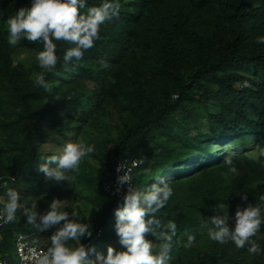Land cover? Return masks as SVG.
I'll use <instances>...</instances> for the list:
<instances>
[{
    "label": "trees",
    "instance_id": "obj_1",
    "mask_svg": "<svg viewBox=\"0 0 264 264\" xmlns=\"http://www.w3.org/2000/svg\"><path fill=\"white\" fill-rule=\"evenodd\" d=\"M101 3L87 0L88 7ZM119 4V15L101 26L81 60L65 66L63 54L72 45L56 42L58 63L46 74L49 91L34 84L43 71L39 65L30 71L15 59L20 47L38 53L42 42H7V19L30 0H0V195L20 186L26 207L35 202L43 209L37 197L65 181L39 171L40 157H47L42 145L72 131L79 135L98 110L110 106L112 116L125 121L114 145L93 152L103 168L91 177L98 210L88 247L105 254L109 246L122 250L114 210L124 195L110 199L103 189L119 160L131 155L143 160L134 189L146 190L160 178L173 188L157 213L161 225L177 224L173 264H264V223L252 238L262 249L256 254L248 245L210 240L207 224L215 215L229 216L231 223L237 207L247 203L264 208V44L256 43L264 36V0ZM23 207L0 227L5 264L15 253L17 233H33L38 242L46 231L26 223ZM186 232L194 237L190 247L184 246ZM146 239L161 243L151 233Z\"/></svg>",
    "mask_w": 264,
    "mask_h": 264
},
{
    "label": "clouds",
    "instance_id": "obj_2",
    "mask_svg": "<svg viewBox=\"0 0 264 264\" xmlns=\"http://www.w3.org/2000/svg\"><path fill=\"white\" fill-rule=\"evenodd\" d=\"M84 9L87 10L82 11ZM119 12V0H102L99 6L92 7H88L87 0H30V6L21 7L7 19V42L13 47L25 39L42 42L43 49L37 53L36 60L43 71L34 75V84L50 91L46 74L53 72L58 63L56 42L65 41L72 45L63 54L65 66L69 62L79 61L84 52L94 46L101 26L118 16ZM256 43L264 44V36H258ZM94 151L95 145L83 141L68 142L58 155L40 157L43 162L39 171L48 180L71 182L74 177L66 173H78L82 159ZM140 163L143 164V160ZM227 163L231 164V160L228 159ZM121 168L126 171L119 176V184H127L128 187L123 203L114 210V231L123 246L122 250L117 251L109 246L106 254L97 252L94 245L88 247L82 242L83 238L93 235L90 224L77 222L75 213L70 216L68 212L60 211L57 199L50 202L45 212L39 211L34 202L31 207L23 209L27 224L41 230L59 226L51 235V247L39 264H173L171 253L174 237L177 236V224L169 221L161 225L157 218V213L172 197L173 188L164 178H160L146 190L134 189L130 186L127 164L123 163ZM231 170L235 171L234 168ZM241 199L247 201L248 197L244 194ZM259 199L264 202V195ZM19 201L20 193L9 189L6 199L0 198V220L4 223L14 221L20 207ZM229 220V216H213L209 220L212 225L208 229L209 239L220 244L231 241L237 248L248 245V251L253 254L262 251L252 239L264 223V208L261 205L247 203L238 206L231 223ZM147 233L161 241L157 252L153 251L154 243L146 239ZM185 235L187 242L184 246L190 247L194 237L187 232ZM69 241L77 243L73 246Z\"/></svg>",
    "mask_w": 264,
    "mask_h": 264
},
{
    "label": "rangeland",
    "instance_id": "obj_3",
    "mask_svg": "<svg viewBox=\"0 0 264 264\" xmlns=\"http://www.w3.org/2000/svg\"><path fill=\"white\" fill-rule=\"evenodd\" d=\"M37 52L33 49L27 47H20L15 59L17 62L22 63L27 69L30 71L37 70L38 61L36 60ZM213 110L216 108L211 105ZM115 111L110 106H104V108L98 110V112L93 115V117L89 120L88 123H85L84 129L77 135L74 131L69 132L67 137L57 136L49 140L48 143L42 145L41 152L50 156L53 154H59L62 150L64 144L68 142H77L83 141L86 144L95 145V151L99 152V150L104 149L105 146L114 145L115 139L119 136L120 129L124 126V118L117 120L116 117L112 116ZM103 168L102 162L100 159L95 157L93 153L84 157L80 163L79 172H68L66 173L69 176L74 177L71 182L65 181V185L62 188H59L55 192H45L42 195L37 197L42 202H44L45 207L43 209H39L41 212H45L48 210L49 204L53 199H57L60 204V211L68 212L71 216L73 213L76 214L77 222L80 223H88L91 225V229L93 232L94 223L96 220V212L97 206L93 201L94 198V190L92 189V179L91 177L95 175L98 171ZM13 189V188H12ZM23 187L16 186L14 190L20 193V207H26L25 201H22V195L24 194ZM5 189L0 195V198L6 199ZM25 195V194H24ZM207 224L209 225V219L207 220ZM58 225H53L46 229L45 233L40 237L38 241L39 245L45 246L47 243L51 241V235L58 228ZM27 234V232H26ZM90 238H83L82 242L87 244ZM70 245H76V241H69ZM123 248V246L121 245ZM157 245L153 249L157 250ZM10 264H18V259L16 257V253L11 256Z\"/></svg>",
    "mask_w": 264,
    "mask_h": 264
},
{
    "label": "built area",
    "instance_id": "obj_4",
    "mask_svg": "<svg viewBox=\"0 0 264 264\" xmlns=\"http://www.w3.org/2000/svg\"><path fill=\"white\" fill-rule=\"evenodd\" d=\"M123 163L127 164L129 169L128 174L131 177L130 186L133 188V176L140 166V161L137 157L128 155L119 160L115 167V175L113 180L104 186L103 192L107 198L114 199L121 197L127 191V184H119V176H121L126 171L125 168H121ZM7 224L9 223H4L2 220H0V227ZM33 235V233L26 234L24 232H19L16 234L14 248L16 257L18 259V264H39L43 256L47 254L48 248L46 246L39 245L38 242H34ZM89 244L90 243H87L85 245L89 246ZM5 262L6 261L4 260H0V264H5Z\"/></svg>",
    "mask_w": 264,
    "mask_h": 264
}]
</instances>
